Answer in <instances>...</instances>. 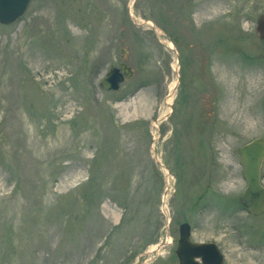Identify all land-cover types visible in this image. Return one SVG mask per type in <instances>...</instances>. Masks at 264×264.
Instances as JSON below:
<instances>
[{
	"label": "rangeland",
	"instance_id": "1",
	"mask_svg": "<svg viewBox=\"0 0 264 264\" xmlns=\"http://www.w3.org/2000/svg\"><path fill=\"white\" fill-rule=\"evenodd\" d=\"M261 13L31 0L0 23V264H179L182 222L223 264H264V213L238 200V148L264 135ZM123 62L132 76L101 89Z\"/></svg>",
	"mask_w": 264,
	"mask_h": 264
},
{
	"label": "water",
	"instance_id": "2",
	"mask_svg": "<svg viewBox=\"0 0 264 264\" xmlns=\"http://www.w3.org/2000/svg\"><path fill=\"white\" fill-rule=\"evenodd\" d=\"M30 2L31 0H0V23L8 25L17 21L25 14ZM255 31L259 39H264V13L258 15ZM132 74L133 71L123 62L120 67H110L99 79L98 86L105 91L118 90ZM238 153L246 182L238 200L251 215L259 216L264 213V135L254 137L241 145ZM154 158L160 165L156 157ZM164 194L166 195V190ZM178 235L175 254L179 264H223V254L215 242H195L191 239L188 222L179 224Z\"/></svg>",
	"mask_w": 264,
	"mask_h": 264
},
{
	"label": "bare ground",
	"instance_id": "3",
	"mask_svg": "<svg viewBox=\"0 0 264 264\" xmlns=\"http://www.w3.org/2000/svg\"><path fill=\"white\" fill-rule=\"evenodd\" d=\"M169 45H170V44H169ZM171 45H172V44H171ZM171 45H170V46H171ZM174 89H175V88H174ZM168 101H169V99H167L166 103H167ZM168 103H169V102H168ZM166 105H167V104H166ZM167 194H168V193H167V190H166V195L164 194V196H165L164 198H165V199L167 198ZM164 206H165V203H164ZM158 248H159V247H157L156 250H158Z\"/></svg>",
	"mask_w": 264,
	"mask_h": 264
},
{
	"label": "flooded vegetation",
	"instance_id": "4",
	"mask_svg": "<svg viewBox=\"0 0 264 264\" xmlns=\"http://www.w3.org/2000/svg\"><path fill=\"white\" fill-rule=\"evenodd\" d=\"M130 17H132V15L130 14ZM132 20L134 21L135 19L134 18H132ZM174 41H177V39H175Z\"/></svg>",
	"mask_w": 264,
	"mask_h": 264
}]
</instances>
